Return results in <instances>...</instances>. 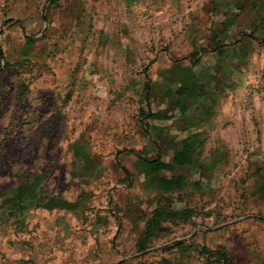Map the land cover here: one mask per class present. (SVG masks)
<instances>
[{"label":"rangeland","instance_id":"1","mask_svg":"<svg viewBox=\"0 0 264 264\" xmlns=\"http://www.w3.org/2000/svg\"><path fill=\"white\" fill-rule=\"evenodd\" d=\"M255 2L0 0V264H264Z\"/></svg>","mask_w":264,"mask_h":264},{"label":"trees","instance_id":"2","mask_svg":"<svg viewBox=\"0 0 264 264\" xmlns=\"http://www.w3.org/2000/svg\"><path fill=\"white\" fill-rule=\"evenodd\" d=\"M188 147L185 145V147L183 149H181L176 157L177 160H185L188 157ZM149 165L153 168V170L155 171H160L161 169L165 168L164 164H162L159 161H151L149 162ZM163 185L165 186V190H170L172 191L173 187L177 188V186L182 184V180L180 178H172L171 180H164L162 181ZM166 211L162 210V209H157L154 211L152 218L150 219V221L148 222V224L146 225V228L141 236L140 239V243H139V248H141V250L143 249L144 244H146V242L148 240H150L152 237L155 236L156 233H158L160 226L163 222H165L166 220L169 219H183L184 218V213H179L178 215L174 216L168 212H166V215H164ZM218 258L222 261L223 264H229L227 263L225 257L221 254H218ZM165 263L167 264V261H165Z\"/></svg>","mask_w":264,"mask_h":264},{"label":"crops","instance_id":"3","mask_svg":"<svg viewBox=\"0 0 264 264\" xmlns=\"http://www.w3.org/2000/svg\"><path fill=\"white\" fill-rule=\"evenodd\" d=\"M255 5H253L254 13L250 15V22L252 24L257 23L258 26L264 25V0H255ZM247 7H245L246 9Z\"/></svg>","mask_w":264,"mask_h":264},{"label":"water","instance_id":"4","mask_svg":"<svg viewBox=\"0 0 264 264\" xmlns=\"http://www.w3.org/2000/svg\"><path fill=\"white\" fill-rule=\"evenodd\" d=\"M123 261H119L118 263H111V264H120V263H122Z\"/></svg>","mask_w":264,"mask_h":264}]
</instances>
